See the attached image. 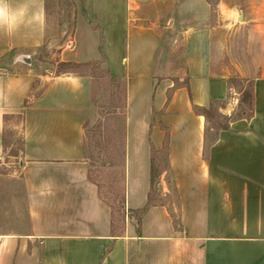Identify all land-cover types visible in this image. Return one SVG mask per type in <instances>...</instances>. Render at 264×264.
Wrapping results in <instances>:
<instances>
[{
	"label": "crops",
	"instance_id": "obj_1",
	"mask_svg": "<svg viewBox=\"0 0 264 264\" xmlns=\"http://www.w3.org/2000/svg\"><path fill=\"white\" fill-rule=\"evenodd\" d=\"M52 2L0 0L7 14H0V159L7 118L20 114L28 226L0 234V264H264V0L224 5L225 25H212L204 43L197 41L202 31L190 37L189 50L205 51H190L180 78L186 84L129 65L120 232L85 158L91 80L35 71L37 51L54 43ZM227 24L234 31L222 37ZM233 74L252 83V114L231 119L210 139L201 110L227 101L222 112L232 114L239 95L231 97ZM165 145L162 177L169 173L176 202L148 206L152 148ZM161 191L170 192L165 180Z\"/></svg>",
	"mask_w": 264,
	"mask_h": 264
},
{
	"label": "rangeland",
	"instance_id": "obj_2",
	"mask_svg": "<svg viewBox=\"0 0 264 264\" xmlns=\"http://www.w3.org/2000/svg\"><path fill=\"white\" fill-rule=\"evenodd\" d=\"M53 0L54 43L34 56L35 71L42 76L81 75L91 80L92 104L85 123V158L90 178L99 187L101 197L112 207L115 231H122L124 204V159L126 133V89L129 65L148 66L149 71L169 77L176 86L186 84L184 77L189 53L200 54L201 45L189 50L188 40L195 32L198 42L208 40L204 32L225 25V7L239 9L243 0ZM180 5V11L178 6ZM177 9V10H176ZM219 14L221 16H219ZM223 28L220 36H229L234 26ZM233 26V27H232ZM191 29V30H190ZM190 32L194 34L190 35ZM234 34V33H233ZM243 35L236 38V59L242 56ZM63 45V48L58 46ZM148 46V47H147ZM63 52V53H62ZM233 56L232 58L235 59ZM225 61L230 62L231 56ZM34 79L40 87L43 77ZM231 97L236 108L231 115L222 112L227 101H215L207 112L208 136L226 127L242 111L251 113L252 83L233 74ZM230 101H233L232 99ZM203 111V110H201ZM157 118V114L154 115ZM21 115H9L4 134L6 154L0 159V234L24 233L26 208L20 181L22 134ZM157 171L166 168V153L156 155ZM169 185L165 195L159 182ZM154 201L174 205L176 195L169 173L157 178ZM32 248V247H31Z\"/></svg>",
	"mask_w": 264,
	"mask_h": 264
},
{
	"label": "trees",
	"instance_id": "obj_3",
	"mask_svg": "<svg viewBox=\"0 0 264 264\" xmlns=\"http://www.w3.org/2000/svg\"><path fill=\"white\" fill-rule=\"evenodd\" d=\"M215 102V101H214ZM214 102H212V104L214 103ZM126 104H127V102H126ZM212 104H211V106H212ZM126 106V105H125ZM210 106V107H211ZM198 109V108H197ZM210 109V108H209ZM209 109H202L203 110V114L206 116V118H207V112H208V110ZM199 110V109H198ZM252 114V106H251V113H248V112H246V111H242V112H240V114H238V116H237V118H239V117H245V116H250ZM208 119V118H207ZM229 125V124H228ZM227 125V126H228ZM226 126V127H227ZM226 127H224V128H226ZM166 144H167V142H166ZM22 146H23V143H22ZM162 150H164L165 151V153H166V168L164 169V170H161V171H157V160H156V155L157 154H159ZM168 155H167V147H166V145L164 146V148L163 149H161V150H156V149H154V148H152V161H151V185H152V187H151V191H150V194H149V197H148V203H147V205L149 206V205H152L155 201H154V195H153V187H154V182H155V180L158 178H162V175H163V173L166 171H168V169H169V165H168V157H167ZM166 181V180H165ZM158 186H159V189L161 190L162 189V183H161V181L159 182V184H158ZM113 211V210H112Z\"/></svg>",
	"mask_w": 264,
	"mask_h": 264
},
{
	"label": "clouds",
	"instance_id": "obj_4",
	"mask_svg": "<svg viewBox=\"0 0 264 264\" xmlns=\"http://www.w3.org/2000/svg\"><path fill=\"white\" fill-rule=\"evenodd\" d=\"M0 14H4L5 16L7 15L6 13L3 12V10H0ZM14 19H15V17H12V18L9 20V22L11 23V21L14 20Z\"/></svg>",
	"mask_w": 264,
	"mask_h": 264
},
{
	"label": "water",
	"instance_id": "obj_5",
	"mask_svg": "<svg viewBox=\"0 0 264 264\" xmlns=\"http://www.w3.org/2000/svg\"><path fill=\"white\" fill-rule=\"evenodd\" d=\"M28 61H30V60H28Z\"/></svg>",
	"mask_w": 264,
	"mask_h": 264
}]
</instances>
